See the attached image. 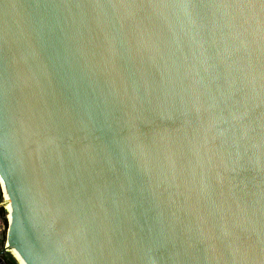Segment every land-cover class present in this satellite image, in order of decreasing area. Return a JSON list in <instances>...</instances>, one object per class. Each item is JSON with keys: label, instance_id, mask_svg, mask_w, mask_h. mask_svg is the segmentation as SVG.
I'll list each match as a JSON object with an SVG mask.
<instances>
[{"label": "water", "instance_id": "95a60500", "mask_svg": "<svg viewBox=\"0 0 264 264\" xmlns=\"http://www.w3.org/2000/svg\"><path fill=\"white\" fill-rule=\"evenodd\" d=\"M0 183V264H264V0H0Z\"/></svg>", "mask_w": 264, "mask_h": 264}, {"label": "rangeland", "instance_id": "374dc122", "mask_svg": "<svg viewBox=\"0 0 264 264\" xmlns=\"http://www.w3.org/2000/svg\"><path fill=\"white\" fill-rule=\"evenodd\" d=\"M0 195H1V198H0V208H3L4 209V212H6V209H5V205H7V203L5 204L4 203V198L2 196V192H1V187H0ZM4 203V204H3ZM5 217H7V212L5 213ZM6 219V222H7V227L2 224L1 220H0V249H3L4 247V244H5V238H6V234H7V229H8V221H7V218ZM5 233V238H2V234ZM8 252H6L5 254H7Z\"/></svg>", "mask_w": 264, "mask_h": 264}, {"label": "trees", "instance_id": "16d2710c", "mask_svg": "<svg viewBox=\"0 0 264 264\" xmlns=\"http://www.w3.org/2000/svg\"><path fill=\"white\" fill-rule=\"evenodd\" d=\"M0 198H1V195H0ZM5 218L6 217H5L4 209L0 208V220L2 224L4 225V227L5 226L7 227V222ZM2 238H5V233L2 234ZM2 260L4 261L5 264H17L15 260L10 255H7V254H4L2 256Z\"/></svg>", "mask_w": 264, "mask_h": 264}, {"label": "bare ground", "instance_id": "6f19581e", "mask_svg": "<svg viewBox=\"0 0 264 264\" xmlns=\"http://www.w3.org/2000/svg\"><path fill=\"white\" fill-rule=\"evenodd\" d=\"M1 189H2L3 196H4L5 204L7 203V205H5V209H6V212H7V215H8V214H10L12 212L11 208H10V201L8 199V196L6 195V192L4 191V187L2 188V184H1ZM5 248H6V251L8 252V246H5Z\"/></svg>", "mask_w": 264, "mask_h": 264}, {"label": "built area", "instance_id": "2783aa9c", "mask_svg": "<svg viewBox=\"0 0 264 264\" xmlns=\"http://www.w3.org/2000/svg\"><path fill=\"white\" fill-rule=\"evenodd\" d=\"M0 187H1V186H0ZM1 192H2V189H1ZM2 196H3V193H2ZM3 198H4V196H3ZM4 203H5V200H4ZM4 203H3V204H4Z\"/></svg>", "mask_w": 264, "mask_h": 264}]
</instances>
